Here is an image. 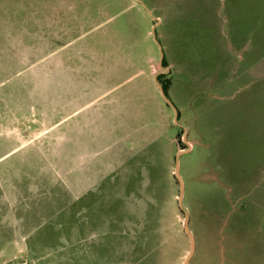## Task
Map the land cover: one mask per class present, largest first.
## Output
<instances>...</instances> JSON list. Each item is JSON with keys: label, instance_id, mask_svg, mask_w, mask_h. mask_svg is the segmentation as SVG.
Here are the masks:
<instances>
[{"label": "rangeland", "instance_id": "obj_1", "mask_svg": "<svg viewBox=\"0 0 264 264\" xmlns=\"http://www.w3.org/2000/svg\"><path fill=\"white\" fill-rule=\"evenodd\" d=\"M0 264H264V0H0Z\"/></svg>", "mask_w": 264, "mask_h": 264}, {"label": "trees", "instance_id": "obj_2", "mask_svg": "<svg viewBox=\"0 0 264 264\" xmlns=\"http://www.w3.org/2000/svg\"><path fill=\"white\" fill-rule=\"evenodd\" d=\"M163 78H164V75H159L157 77V80L159 81V83L161 85V89L163 90V93L166 94L168 87H169V84L167 81H164Z\"/></svg>", "mask_w": 264, "mask_h": 264}, {"label": "water", "instance_id": "obj_3", "mask_svg": "<svg viewBox=\"0 0 264 264\" xmlns=\"http://www.w3.org/2000/svg\"><path fill=\"white\" fill-rule=\"evenodd\" d=\"M161 93L163 94L164 96V93H163V90L161 89ZM182 153H179L177 156H180ZM185 228L187 229V219H186V224H185ZM191 236V235H190Z\"/></svg>", "mask_w": 264, "mask_h": 264}, {"label": "crops", "instance_id": "obj_4", "mask_svg": "<svg viewBox=\"0 0 264 264\" xmlns=\"http://www.w3.org/2000/svg\"><path fill=\"white\" fill-rule=\"evenodd\" d=\"M156 76H157V74H155V75L153 76V78H155ZM154 80H155V79H154ZM156 85H157L158 89L161 91V87L159 86V84L157 83Z\"/></svg>", "mask_w": 264, "mask_h": 264}]
</instances>
